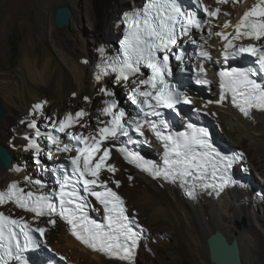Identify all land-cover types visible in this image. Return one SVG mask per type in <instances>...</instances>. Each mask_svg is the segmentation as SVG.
<instances>
[{
	"label": "snow or ice",
	"instance_id": "6c2138e0",
	"mask_svg": "<svg viewBox=\"0 0 264 264\" xmlns=\"http://www.w3.org/2000/svg\"><path fill=\"white\" fill-rule=\"evenodd\" d=\"M195 2L197 7L203 8L205 14L210 17H216L220 13L219 8L209 11L200 4V0H195ZM216 2L223 4L227 0H216ZM235 2L237 0H233V3ZM124 22L126 29L120 42L122 58L118 56L109 59L104 56L103 49H101L103 62L97 66L100 68V72L97 74L96 80L99 81L102 76L108 75L110 69L116 74L117 83L127 82L130 77L136 76L140 72V65L143 64L150 69L151 75L146 79L131 81L134 87H130L128 100L139 109L140 113H143L144 117H162L163 114L158 109L165 108L176 111L177 104L181 102L189 104L190 100L187 95L178 91L177 85L170 83L168 79L172 76L169 52L172 46L177 44L178 30L182 36L188 35L191 28L199 30L201 24L207 23V21L197 19L195 12L185 11L177 0H148L143 8L126 12ZM224 26L229 27L227 23ZM234 32L235 35L232 39L220 32L215 33L216 36L228 41L222 53L225 61L229 57L235 58L247 53L249 56L257 58L256 64L259 71L264 73V46L257 47L250 43L237 48L232 44L233 40L240 37L251 40H260L264 37V0H257V3L243 14L240 21L234 26ZM193 42L195 43V41ZM230 48L231 51H229ZM158 53H163L162 58ZM199 56L205 60L211 59L206 51H200ZM176 59L181 60L182 57L176 56ZM201 74H206L203 63L198 69L196 83L208 84V80L200 78ZM256 75L257 73L254 71L236 67L220 72V99L216 103H222L227 92L231 94L232 104L245 116L253 108L264 110V83L254 79L253 77ZM100 92L105 96L114 97V93L105 88H101ZM104 104L105 107L101 114L110 117V119L102 122V127L87 135L68 131L75 124L80 123L86 115L83 111L76 112L75 116L69 113L59 121L58 126L53 123L55 130L67 135L70 141L76 142L74 144H62V141L50 132L41 133L35 120L28 124L30 128L36 129L37 137L45 135L48 143L56 146L57 152L71 153L75 151V155L69 157L72 176L65 175L60 184L58 210L57 205L51 202V197L48 195H37L31 191L25 194L16 183L10 184L7 191L0 192V205L13 202L16 207L34 213L36 217L54 216L58 213L60 218L71 226V234L80 243L93 251L107 255L109 258L128 261L131 264L140 235L134 231L131 219L126 215L123 201L107 187L105 182L100 180L99 174L101 169L105 168V161L110 156L105 141L124 136L132 142L129 131L133 130L138 135H143L144 121L138 119L137 116H131L124 123L126 111L117 107L115 98L105 100ZM41 107V104H35L33 111L39 112ZM159 123L163 125L164 129L170 127L168 122L162 118ZM149 125L156 139L163 144L164 166L159 167L152 161L144 160L135 152L124 153L125 159L130 163H135L142 171L149 172L153 178L162 177L173 183L179 181L182 187L186 186V194L190 198H195L197 188L205 190L211 188L219 194L226 187L238 183L230 174V169L235 159H243L242 153L235 157L222 154L213 146L209 139V133L205 129H198L190 124L187 126L190 131L169 132L167 135L163 134L156 123L149 122ZM24 138L29 141L28 147L34 149L39 156L41 148L37 142L27 136ZM81 145L83 146L81 147ZM101 150H103V154L97 158L96 154ZM120 151L124 152L123 149ZM49 158H51V153ZM37 163L39 164L40 161L37 160ZM61 167L64 166L61 165ZM14 170L18 171L19 169ZM107 171L114 173L116 169L108 165ZM112 182L119 187L118 181ZM33 183L39 184L40 181ZM80 184L83 185L82 191L85 195H81L78 187ZM97 187L104 190L97 191ZM86 195L95 197L104 206L106 224H98L88 218L85 212ZM110 204L111 207H109ZM49 223L55 224L56 222L50 219ZM16 228L19 229V233L14 230ZM45 231V228H31L23 220L12 219L0 212V264H9L13 259L19 264H27V260L22 254L40 247L39 241L34 239L31 233L38 232L42 238Z\"/></svg>",
	"mask_w": 264,
	"mask_h": 264
},
{
	"label": "bare ground",
	"instance_id": "6f19581e",
	"mask_svg": "<svg viewBox=\"0 0 264 264\" xmlns=\"http://www.w3.org/2000/svg\"><path fill=\"white\" fill-rule=\"evenodd\" d=\"M3 1L4 7L0 9V40L9 28L11 13L19 12V10L24 13L34 3V0H0V3ZM130 1L136 3L141 0ZM211 1L212 3L205 0L207 7L213 10L220 9L217 6L221 5L217 4L216 0ZM227 3L235 4L237 9L229 10L232 13L231 19L219 23L221 28L215 29V33L220 32L232 39L235 35L234 26L243 14L257 3V0H237L235 3L233 0H227ZM35 4L39 16L38 29L40 34L50 41L51 55L43 53L38 56L33 52L34 45L29 46V50H26L19 61L16 78L12 81H4L0 87V93L4 98L2 100L8 107V113L2 120L0 119V143L6 146L12 156L15 151L20 153L22 161L29 153L36 155L35 150L28 147L29 141L24 138L27 136L33 139L36 132V129L28 126L30 121L35 120L38 128L52 126L53 123L58 124L69 113L75 116L76 112L83 111L86 115L80 123L70 129L87 135L101 126L105 118L101 114L105 105L104 101L112 98L105 96L100 89L105 88L115 93L116 88L114 87L116 86L121 88L122 92H129L130 87H134L131 82L129 84L117 83L110 74L102 76L99 81L96 80L100 72L96 68L97 56L100 54L97 48L102 44L113 43L111 40L114 37L118 38L120 32L118 21L121 11L130 8L128 0H57L56 5H52V0H36ZM63 4L69 5L73 15L70 26L59 32L54 27L55 25L49 23L48 19L50 12ZM226 23L229 27L224 26ZM85 28H89L92 34L91 39H84L73 46L75 32L82 33ZM215 33L207 49L213 54H220L225 47L226 40L216 36ZM238 43L240 47L250 43L257 45L244 40ZM216 101L218 99L211 105L201 107L220 122L223 129L222 138L225 141L230 144L233 142L239 145L245 144L252 148L253 154L251 158L247 157L248 163L252 171L257 174L261 171L259 176L262 179H260L259 188L264 187V113L239 116L227 104L216 103ZM35 104L42 105L39 112L33 111ZM82 104H85V108ZM49 110H51L52 120L47 125L44 122V114ZM39 119L42 122H39ZM38 145L41 149L45 146V144ZM12 161L13 169L0 168V192L7 190L10 181H20L24 185L27 182L26 177L35 179V175H32L30 171L14 170L19 167L13 158ZM35 161L34 157L32 162ZM111 164L115 168H124L116 157ZM131 170L133 172L128 178H125L122 172H116L115 177L117 178L114 180H121L131 186L140 184L141 193L134 202L147 208L154 218L170 214L172 218L177 219L175 226L179 230V237L176 240V248L164 255L171 257L168 264L180 260L182 255H185L193 264H211L207 238L216 231L222 232L229 242L234 239L238 241L242 264H247L249 261H246L244 247L254 248L256 243L260 244L263 240L256 224L264 231V202L258 198V195L256 198L255 192L254 195L249 187L256 183V180L252 179V184L249 183V186L241 190L226 189L220 196L207 195L196 189L195 198H190L184 194L186 189L180 188L171 181H152L143 174ZM107 178L110 179L109 176ZM111 180H109L110 183H112ZM177 187L180 189V194ZM118 190L121 189L118 188ZM122 194L127 199L128 211L131 212L133 202L129 203L124 191ZM0 211H12L13 216L17 214L8 203L0 205ZM133 215L136 216V213ZM241 220L247 223L245 228L242 227ZM55 222L51 224L49 220H40V225L47 230L46 240L50 246L68 258L70 263H77L83 253L85 257L91 259L88 261L89 264H129L110 261L83 249L67 234L61 222L56 220ZM147 228L150 233L152 228L149 226ZM147 239L148 237L141 242L139 250ZM159 239L161 241V238ZM263 242L260 245L264 247ZM131 264H137L136 259Z\"/></svg>",
	"mask_w": 264,
	"mask_h": 264
},
{
	"label": "rangeland",
	"instance_id": "374dc122",
	"mask_svg": "<svg viewBox=\"0 0 264 264\" xmlns=\"http://www.w3.org/2000/svg\"><path fill=\"white\" fill-rule=\"evenodd\" d=\"M35 1L36 0H34V3L32 4V6H29L24 11V13L20 12L21 10H19V12H12L10 15L11 18L9 21V28H8V30H6V33L3 35L4 37L2 38V40H0V87L2 86V83L4 81H10V80L12 81L13 79L16 78L15 75H17V70L19 68V61L22 58V56L24 55V53L26 52V50H29V46L34 45L33 46V48H34L33 52L38 56L43 55V53H45L47 55L48 54L51 55V43L48 39H46L45 37H43L40 34L39 29H38L39 16L37 13L38 8H37V6H35L36 5ZM208 1H210V3H212L211 0H208ZM29 2H32V1H29ZM56 3H57V0H52V5H56ZM130 3H131V1L128 0L129 6H130ZM227 4L226 3L220 4L221 6L223 5L222 6L223 8L219 5L217 7H220V9L222 8V9H226V10H230V11H235L237 9L236 8L237 6L235 4H233V5L232 4L227 5ZM63 5H66V4H63ZM67 6H69V5H67ZM3 7H4V1L0 3V9H2ZM53 14H54V10H52L50 12L48 20H49V23H52L54 25ZM220 28H221V26L219 28H217V30H219ZM58 31L61 32L63 30L58 29ZM91 36H92V34H91L89 28H85L84 31H82V33L81 32L80 33L75 32V34H74L75 39L73 41V46H76L77 44H79L84 39L90 40ZM115 38L116 37H114L111 40V42L114 41ZM15 44H17V51H13V45H15ZM114 88H116L115 92L121 90V88H119L117 86ZM2 99H4V98H3L2 94L0 93V101L2 102V105L4 106L5 110L7 111L6 112V114H7L8 113V107H7L6 102ZM82 107L85 108V104H82ZM100 108H101V104L98 107V109H99L97 111L98 114L100 113ZM51 110L46 111V113L44 114L45 115L44 116L45 117L44 122L47 125L50 124L46 120L47 117L52 118ZM36 117L37 116L34 115V118H36ZM38 118H40V117H38ZM38 121L42 122V121H40V119ZM222 134H223V129H222ZM233 140L235 141V138H233ZM231 144L234 145L235 147L242 148L245 152H247L246 153L247 157L251 158V156L253 154L252 148L248 147L245 144L239 145L235 142H233ZM2 145L5 146L4 144H2ZM20 156H21L20 153H18L17 151H15L13 156H12L13 160L15 161V163H17L18 167L19 168L21 167L24 169V170L23 169L20 170V172L30 171L31 174L34 175L33 173L36 172L35 165L33 164L34 162H32L34 155H30V153L27 154L24 161H22ZM132 172L133 171L130 169L129 171L123 172L122 174H124L125 178H128ZM260 172L261 171H259L257 174L255 171H252V179L256 180V182H258L259 184L261 183L260 179H262L261 176H259ZM109 177H110V179L109 178L108 179L109 180L112 179L111 181H113L114 179L117 178L115 176L114 177L109 176ZM121 182H122V184H121V187H119V188L122 191L120 190V192L123 193V191H124V193L128 197L129 203L133 202L132 208H131L132 209L131 214L136 213V216L139 217L145 225L152 228V231L150 230V233H152V234L149 233V235H150V236L148 235L149 238L147 239L146 243L141 246V248L138 252V257H136V263L137 264H164V263L166 264L167 262H169L171 260V257L170 256L166 257L164 255L166 253H171L174 250V248H176V243H177L176 240L179 237V234H178L179 230L177 229V226H175L177 219H175L174 217L172 218V215H170V214H168V215L165 214L164 217L162 215L160 218L159 217L154 218L153 216H151V212L147 208H144V207H142L139 204L134 202V201H136V199L138 198V196L141 193V187H140L141 185L138 184L135 186H131L127 183H124L123 181H121ZM177 189H178V192L180 194V189L178 187H177ZM254 192L256 194V198L258 195V198L262 202H264V195H263L264 187L259 188V186H258V187H256ZM254 192H253V194H254ZM7 212H9V213L11 212L10 214H13L12 211H7ZM166 218H168V219H166ZM241 225L243 228H245L247 226V223L244 222L243 220H241ZM256 228L258 229V231L260 232V234L262 236V239H263V240H261V243H262L264 241V231L261 229L260 226L258 227L257 224H256ZM159 238H161V241ZM158 239H159V241H158ZM260 244L256 243L254 248L253 247H244V255H245L246 261L249 260V261H247V264H255V263L256 264H264V247L261 246ZM81 254L82 255L78 258L76 264H89L88 261L91 259L85 257V255L83 253H81ZM172 264H193V263L185 255H182L180 260H177V261L173 262Z\"/></svg>",
	"mask_w": 264,
	"mask_h": 264
},
{
	"label": "water",
	"instance_id": "95a60500",
	"mask_svg": "<svg viewBox=\"0 0 264 264\" xmlns=\"http://www.w3.org/2000/svg\"><path fill=\"white\" fill-rule=\"evenodd\" d=\"M72 10L67 5H62L54 10L53 22L57 29L68 28L71 23ZM6 115V110L0 101V119ZM0 168L13 169L12 155L8 149L0 143ZM209 259L211 264H242L240 246L237 240L231 242L225 235L216 231L207 238Z\"/></svg>",
	"mask_w": 264,
	"mask_h": 264
},
{
	"label": "clouds",
	"instance_id": "9594fccd",
	"mask_svg": "<svg viewBox=\"0 0 264 264\" xmlns=\"http://www.w3.org/2000/svg\"><path fill=\"white\" fill-rule=\"evenodd\" d=\"M242 149V148H241ZM244 151V150H243ZM245 152V151H244ZM247 155V154H246ZM248 167L251 169V172H252V168H251V166H250V164L248 163ZM123 195V194H122ZM131 213V212H130ZM137 217V216H136ZM139 220H140V218L139 217H137ZM141 221V220H140ZM141 223H143V222H141ZM144 224V223H143Z\"/></svg>",
	"mask_w": 264,
	"mask_h": 264
},
{
	"label": "trees",
	"instance_id": "16d2710c",
	"mask_svg": "<svg viewBox=\"0 0 264 264\" xmlns=\"http://www.w3.org/2000/svg\"><path fill=\"white\" fill-rule=\"evenodd\" d=\"M13 51H17V44L13 45Z\"/></svg>",
	"mask_w": 264,
	"mask_h": 264
}]
</instances>
